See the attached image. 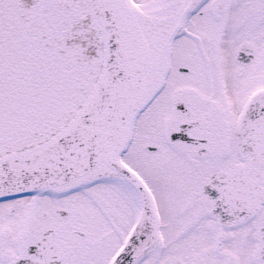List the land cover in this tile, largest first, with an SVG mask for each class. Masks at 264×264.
<instances>
[{
	"label": "snow or ice",
	"instance_id": "1",
	"mask_svg": "<svg viewBox=\"0 0 264 264\" xmlns=\"http://www.w3.org/2000/svg\"><path fill=\"white\" fill-rule=\"evenodd\" d=\"M0 264H264V0H0Z\"/></svg>",
	"mask_w": 264,
	"mask_h": 264
}]
</instances>
